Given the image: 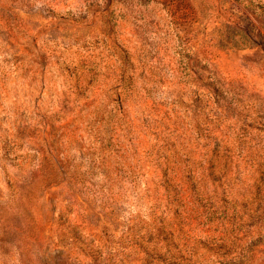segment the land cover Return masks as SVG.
Segmentation results:
<instances>
[{
  "label": "rangeland",
  "instance_id": "1",
  "mask_svg": "<svg viewBox=\"0 0 264 264\" xmlns=\"http://www.w3.org/2000/svg\"><path fill=\"white\" fill-rule=\"evenodd\" d=\"M0 264H264V0H0Z\"/></svg>",
  "mask_w": 264,
  "mask_h": 264
}]
</instances>
